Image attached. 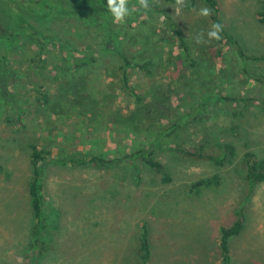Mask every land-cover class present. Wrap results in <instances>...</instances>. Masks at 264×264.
<instances>
[{"label": "rangeland", "instance_id": "374dc122", "mask_svg": "<svg viewBox=\"0 0 264 264\" xmlns=\"http://www.w3.org/2000/svg\"><path fill=\"white\" fill-rule=\"evenodd\" d=\"M89 2L115 25L107 11V0H0V29H7V16L13 14L18 21L29 19L45 34L57 35L60 41V45L49 46L47 63L38 66L34 61L36 41L24 33L14 41L0 34L14 83L23 92L32 91L24 98L25 104L33 105L34 88L45 86L57 101L65 96L74 102L96 98L99 108L107 102L113 111L122 110L124 115L138 108L135 95L120 85L122 58L107 47V27L92 22L83 11L74 12ZM190 3L185 0L177 15L175 0H150L148 10L141 8L138 0H129V7L136 10L118 24L123 27L119 37L113 35L124 46L120 49L141 62L152 58L154 66L150 68L155 71L173 70L171 76L156 75L153 81L140 68L130 70V83L146 94L133 124L117 120L108 109L92 118L88 106L86 111L81 105L72 113H52L50 117L46 108L34 105L18 120L15 105L9 98L0 97V164L5 169L0 174V264H24L34 239L28 191L32 166L27 143L31 138L54 146L61 154L87 153V159L98 154L113 160L100 165L46 166L43 193L49 247L35 264H143L138 253L143 226L151 246L147 264H222L221 228L232 225L241 209L246 221L243 231L231 239L232 263L264 264V181L252 190L243 166L248 151L264 157V106L256 101L244 115L233 117L231 103L214 94L204 101L206 93L213 90L250 93L261 100L264 85L253 80L245 85L243 62L232 44L226 46L224 58H209L216 40L198 44L196 38L203 32L207 41L211 16L198 15L200 8L206 7L202 1ZM219 6L224 25L238 39L243 38L246 53L263 57L264 23L258 13L264 11V0H219ZM30 10L51 17L42 21L39 15L27 18ZM67 10L71 12L65 13ZM168 16L188 40L190 59L183 56ZM10 21L11 29H18L16 21ZM86 50L95 52L98 61L78 73L81 80L76 90L70 86L69 72L58 73L60 55L64 51L83 55ZM191 58H195V65ZM246 66L253 77L264 78V59H249ZM112 81L115 86L111 88L107 85ZM88 82L91 92L86 89ZM103 88L109 94L100 93ZM190 113L192 119L164 142L196 145L205 134L215 132L236 145L235 160L219 167L208 159L178 156L159 147L155 156L169 166L171 182H164L162 175L142 160L134 165L115 160L125 152L150 145L161 127ZM215 174L219 183L194 186Z\"/></svg>", "mask_w": 264, "mask_h": 264}, {"label": "trees", "instance_id": "16d2710c", "mask_svg": "<svg viewBox=\"0 0 264 264\" xmlns=\"http://www.w3.org/2000/svg\"><path fill=\"white\" fill-rule=\"evenodd\" d=\"M203 2V4L212 9V23L219 22L223 25V32H222V39L213 43L211 45V49L209 52V58L211 60H215L218 57L224 58L225 49L226 46L229 44H232L234 48L237 50V54L242 60L243 64L241 63V69L243 75L246 77L244 78L245 85H249L248 82L253 80L258 85H264V78L263 77H257L252 76L248 72V68L246 66V61L249 59H264L263 57H260L258 55H250L247 54L243 45H245L243 38H237L234 33H232L223 22V17L221 14V9L219 6V0H200ZM38 2V1H37ZM197 2V0H191L190 5H194ZM81 9V10H80ZM80 9L75 8L74 12L83 11L86 13L87 17L89 19L102 26H106L108 30L107 35V47L113 48L116 52L119 53L120 57L122 58V63L119 66V69L121 70V79H120V85L127 90H129V94H134L136 99V106L138 108H142L145 104V91L142 89H139L138 87L132 85L130 83V70L134 69L135 67L142 69L146 72L148 77L153 81L155 80L156 75L161 76H171L170 74L173 73V70L170 71H155L150 68V66H154V60L152 58L146 59L143 62L138 61L134 57H130L126 52L122 51L120 47H124L122 45H119L117 42V39L113 37V35H116L119 37V30L123 27H120L118 24L112 22L115 25L110 24V20L108 16H105L102 14V12L96 8L92 4V2L87 3L84 6H81ZM71 12V10H67L65 13ZM39 14L35 10H30L28 12L27 18H30L31 16H38ZM140 13H138V16ZM4 16V15H3ZM53 16V15H52ZM8 17L9 22H6V25L8 26L7 29H0V34L4 37H7L8 40L14 41L16 36H19L21 34H26L27 37H29L30 40L37 42V60L34 59V61L37 62L38 66L43 65L44 63H47V55L49 53V46H54L57 44L60 45V41L58 39L57 35H50L45 34L44 32L40 31L39 28L30 23L29 19L26 21L24 18H22L21 21H18L13 14H10V17ZM51 15L46 17L44 16H38L39 20H45L49 19ZM13 19L16 21V24L18 25V29H11L10 20ZM168 21H170L169 25H172L173 32L179 42L180 50H182L183 56H186V58L190 59V45L188 44V40L184 37L183 31L181 28L177 25L176 22L171 20V16H168ZM258 19L260 22L264 23V11H260L258 13ZM30 23L31 28L27 27V24ZM133 22L130 21L131 25ZM132 26V25H131ZM126 27V26H125ZM129 33V31H127ZM61 47V46H59ZM83 55H67L65 51L63 52V55H60L61 59L59 62V66L61 67L59 69V74L62 72H69L71 78H70V86L74 89L78 86L80 82V77H78V73L85 69L86 67L92 65L96 61H98V56L95 52H92V50H86L83 51ZM195 58H191V63L195 65L196 61ZM12 65L9 58V54L7 50L0 46V97L3 99L9 98L11 102L15 105V108L17 110L18 114V120H22L24 115L27 114V111L35 106L41 107L47 109L49 112V115L47 117H50V114H61L64 112L72 113L73 110H75L79 105H81L84 109L88 111L92 118H95L96 114L101 110L105 111V109H108L106 111L112 112L113 109L110 105V103L104 102L101 108L99 106L95 105V102H97L96 98L90 100L87 99V97L82 100L81 102H74L72 98L69 96H65L64 98H60V101L54 100L56 97H51V90L45 86H38L34 88V91H36V94L34 95V103L33 105L25 104L24 98L29 96L32 91H22L20 86L14 83V78L12 77ZM58 74V75H59ZM72 79V81H71ZM61 81V80H59ZM179 82L178 80H176ZM153 83V82H152ZM180 83V82H179ZM114 82L109 83L107 86L111 87L115 86L112 85ZM152 85V84H151ZM151 85L148 86V90H150ZM61 86V89L64 91H68V89L63 86ZM104 86V85H103ZM71 92H72V88ZM106 87V86H104ZM108 88V87H106ZM78 88H76L77 90ZM86 89L90 91L89 88V82L88 86H86ZM29 91V92H28ZM81 91V90H78ZM107 92L104 90H101L100 93ZM108 93V92H107ZM74 94V93H73ZM97 95L99 93L96 92ZM109 94V93H108ZM220 97L222 100L227 101L231 103L234 107V112H232L230 115L233 117H237L240 115H244V113L250 109V106L255 103L256 101L260 102L264 106V99L259 100L254 95L250 93L241 94V92L237 93H222L220 90L212 91L210 93H206V96L204 101L211 99L212 95ZM92 96L93 94H89ZM96 97V96H95ZM208 97H210L208 99ZM74 99V98H73ZM8 101V100H7ZM204 102V103H205ZM200 104L203 105V102H200ZM137 108V109H138ZM136 109V110H137ZM136 110L131 111L130 114L124 115L122 110L118 111L114 110L112 113L116 114V118L119 121L125 122L126 125L133 124L136 120L137 112ZM190 114H184L181 115L178 119H175L173 121H170L167 125H164L159 129V132L157 133V137L151 143L150 145H144L141 146L135 150H131L129 152H125L121 157L115 159L116 161H124L128 162L130 164H136L139 160L144 161L147 165H149L152 169L157 171L159 174L162 175V180L164 182H171L173 179V176L170 172L169 166L162 162L161 160L157 159L155 156V153L157 151V148L159 147H165L168 151L171 153L178 155V156H184L188 158L193 159H208L209 161L214 162L217 166L221 167L228 163H231L238 155V149L236 145L228 140H224L221 138V136L218 135V133L211 132L210 136L204 135L205 137L199 144L196 145H184L182 143H176L174 145H170L168 142H164V140L167 137L172 136L176 133L177 130H179L183 125H185L186 121L189 119H192ZM126 116V117H125ZM185 116V118H184ZM195 119H198L196 116ZM132 126V125H131ZM160 127V126H159ZM210 133V132H209ZM28 149L30 151V161L32 166V174L28 183V191L29 195L31 197V203H32V212H33V221H34V227H33V235L34 239L30 244V247L28 248V251L25 254L24 264H35L37 258H41V254L46 251V248L49 247L47 243V236L45 235V229L47 227V224L45 222V197H44V181H45V170L46 166L50 163L53 164H59V165H68L72 164L74 166L77 165H85L87 163H96L98 165L100 164H106L107 162H113L112 159H106L105 157L98 155V154H92L89 159H87L85 156H79L78 152H66V153H60L59 150H56L53 148L52 145H41L35 138H31L28 143ZM243 166L245 168V176L247 182L252 187L251 189L254 190L255 186L264 181V157H256V155L248 151L244 154L243 158ZM4 167L2 164H0V174H2L4 171ZM220 177L218 174H215L211 177L202 178L196 182L194 185L195 187L199 186H212L214 183H219ZM245 221L246 216L243 212V209L237 210V218L234 221V223L230 226H223L221 228V234H220V249H221V259L222 264H233L232 263V255H231V239L234 236L239 235L244 227H245ZM47 239V240H46ZM139 256L142 260L143 264H147V261L149 260L151 256V246L149 242L148 237V231L147 227L143 226V231L140 235V246L138 250Z\"/></svg>", "mask_w": 264, "mask_h": 264}, {"label": "clouds", "instance_id": "9594fccd", "mask_svg": "<svg viewBox=\"0 0 264 264\" xmlns=\"http://www.w3.org/2000/svg\"><path fill=\"white\" fill-rule=\"evenodd\" d=\"M153 2H158V0H153ZM138 4L144 10L150 8V0H138ZM185 5V0H175V14L181 12L182 7ZM135 7H129V0H107V11L113 16V22L120 24L124 23L126 19L135 11ZM198 15L202 17H210L212 15V9L208 7L200 8ZM223 32V25L219 22H214L211 24L210 29L207 31V41L204 39V33L201 32L196 38V43H206L211 40H221Z\"/></svg>", "mask_w": 264, "mask_h": 264}, {"label": "crops", "instance_id": "0c3cea01", "mask_svg": "<svg viewBox=\"0 0 264 264\" xmlns=\"http://www.w3.org/2000/svg\"><path fill=\"white\" fill-rule=\"evenodd\" d=\"M260 183H261V182H260ZM260 183H259V184H260ZM259 184H257V185H259ZM257 185H256V186H257Z\"/></svg>", "mask_w": 264, "mask_h": 264}]
</instances>
